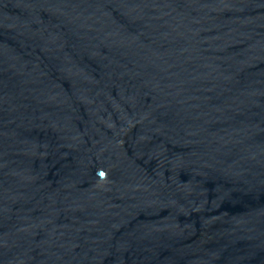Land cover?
I'll return each mask as SVG.
<instances>
[{
  "label": "water",
  "instance_id": "95a60500",
  "mask_svg": "<svg viewBox=\"0 0 264 264\" xmlns=\"http://www.w3.org/2000/svg\"><path fill=\"white\" fill-rule=\"evenodd\" d=\"M0 264H264V0H0Z\"/></svg>",
  "mask_w": 264,
  "mask_h": 264
}]
</instances>
